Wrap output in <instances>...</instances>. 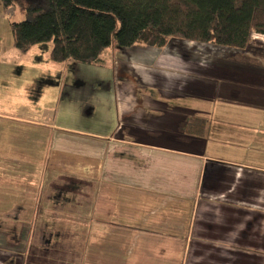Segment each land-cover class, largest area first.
<instances>
[{
	"label": "crops",
	"instance_id": "obj_1",
	"mask_svg": "<svg viewBox=\"0 0 264 264\" xmlns=\"http://www.w3.org/2000/svg\"><path fill=\"white\" fill-rule=\"evenodd\" d=\"M254 48L58 63L33 95L0 61V264H264Z\"/></svg>",
	"mask_w": 264,
	"mask_h": 264
},
{
	"label": "trees",
	"instance_id": "obj_2",
	"mask_svg": "<svg viewBox=\"0 0 264 264\" xmlns=\"http://www.w3.org/2000/svg\"><path fill=\"white\" fill-rule=\"evenodd\" d=\"M26 15L11 24L22 53L51 43L50 59L104 65L112 46L163 48L177 42L194 48L246 50L252 35L264 39V0H1ZM200 120L190 123V132Z\"/></svg>",
	"mask_w": 264,
	"mask_h": 264
},
{
	"label": "rangeland",
	"instance_id": "obj_3",
	"mask_svg": "<svg viewBox=\"0 0 264 264\" xmlns=\"http://www.w3.org/2000/svg\"><path fill=\"white\" fill-rule=\"evenodd\" d=\"M26 19V15L22 9L19 7H12L8 10L4 9L2 2L0 0V61H5V60H13L17 63H20L21 65H27L28 68L32 69V73L29 75L33 77V85L30 90V85L29 84V93L27 92V95H33L35 92V86L34 84L36 83L37 86H40L39 89H41V85L46 86V79L47 76L52 74L55 76L56 74V68L50 67V66H63V64H58L56 62H53L50 59V51H51V43H45V44H40V47H37L40 50L39 53L43 58L42 64L35 66L33 63V55L30 53L26 55V53L20 52L18 49L14 47L13 44V39H12V34H11V24L16 23V22H21ZM264 48V39L258 35H252L251 40H250V47H255L254 49L256 50L259 47ZM44 47L49 48L48 56L45 54V49ZM169 48H178L181 51L189 52L190 54L193 55L195 59H200L201 61H208L212 60L214 58L220 57L218 56V53L220 51H217L215 49H208V48H194L192 45L191 46H185L183 44L173 42L168 45ZM147 48L146 50H152L149 52H155L160 54L161 51L156 48V47H144ZM141 48L139 47H132V48H127V49H121L118 48L117 46H112L111 48H108L102 55L104 59H106L108 62L113 63L114 57H122L123 59H128L131 60L135 57H143L144 55L148 54L147 53H142L138 52L140 51ZM233 50L235 49H229L225 53L226 56H231L233 54ZM233 51V52H232ZM118 52V53H116ZM138 52V53H137ZM262 52V51H261ZM222 57V55H221ZM49 62V63H48ZM50 64V65H48ZM32 65V66H30ZM29 69V70H30ZM47 70V71H46ZM48 72V75L47 73ZM1 77V76H0ZM5 77V76H2ZM4 81V80H2ZM48 86V85H47ZM26 88L23 90L25 92ZM10 92V89H8ZM49 97H50V92ZM50 99V98H49ZM41 106H44L43 103H41Z\"/></svg>",
	"mask_w": 264,
	"mask_h": 264
}]
</instances>
